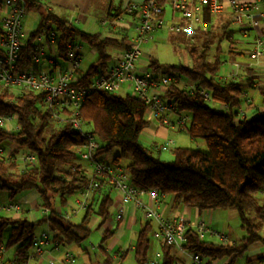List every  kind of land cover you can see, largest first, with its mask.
I'll use <instances>...</instances> for the list:
<instances>
[{"label": "trees", "instance_id": "obj_1", "mask_svg": "<svg viewBox=\"0 0 264 264\" xmlns=\"http://www.w3.org/2000/svg\"><path fill=\"white\" fill-rule=\"evenodd\" d=\"M41 5L39 0L27 7L38 10L40 17L37 27L20 48L18 67L30 64L36 37L50 28L55 33L60 57L68 44L81 43L97 53L96 60L85 70L78 68L75 72L73 86L86 87L109 67L111 56L107 46L111 40L98 32H86L50 11H43ZM112 9L107 12L109 20L126 14L120 6ZM203 21L210 22L207 8ZM230 32L226 26L217 28L212 24L206 29L196 27L190 33L180 32L178 35L189 44L187 53L191 65L159 63L152 57L148 60L151 70L180 74L194 86L184 88L171 82L163 96L189 118L179 131L191 139H202L206 152L197 147L175 146L171 149L173 158L162 160L157 145L144 146L140 141L141 133L149 125L146 104L129 93L90 91L79 108V117L99 140L96 155L117 147L119 153L114 163L124 157L130 159L126 173L132 185L144 190L156 189L160 194L173 196L181 205L198 210H235L245 231L239 243L202 240L189 228L184 231L182 244V249L189 254L209 260L228 258L232 262L243 256L251 244L264 242L259 235L264 227V87L259 89L263 110H254L239 118L238 109L246 98L245 90L253 83L252 69L243 70L242 82L220 76L224 57L238 55L232 49L226 53L223 49L222 42L230 39ZM172 38L174 43L175 37ZM199 89L210 93L211 103L225 104L227 110L211 107L210 101L198 94ZM4 116H13L17 128L9 131L0 125V144L13 142L17 148L9 156L0 152V192L6 191L8 198L13 200L25 191L35 190L37 207L48 213L36 221L26 216L0 215V245L13 250L18 264L26 262L31 255L35 227L44 222L55 232L54 238L59 243L80 245L90 235V217L97 215L100 226L110 215L113 186L106 176L91 174L83 164L77 163L80 160L76 148L84 138L69 121L51 117L42 104L41 93L0 88V117ZM19 149L23 154H32L35 163L21 164L16 157ZM91 179L97 180L98 186L93 189L81 221L72 224L55 211V205L64 207L67 199L83 191ZM150 226L149 222L143 224L134 244L133 256L138 264L146 261ZM7 229L8 234L5 233ZM109 233L102 234L103 245ZM103 245L100 244L101 249ZM170 248L167 244L162 246L161 264H172Z\"/></svg>", "mask_w": 264, "mask_h": 264}, {"label": "built area", "instance_id": "obj_2", "mask_svg": "<svg viewBox=\"0 0 264 264\" xmlns=\"http://www.w3.org/2000/svg\"><path fill=\"white\" fill-rule=\"evenodd\" d=\"M39 0H1L3 11L0 17V88L10 87L17 91H33L42 94V104L49 111L52 118L61 121L66 120L71 123L73 129L79 131L84 138V142L77 146L76 152L79 160L84 162L91 174L106 176L108 182L120 194L121 204L116 209L115 218L121 220L125 207L123 203H130L143 210L145 218H153L158 222L159 234L164 244L172 245L180 250L184 242V231L193 229L196 234L203 238L209 234L220 238L222 243H228V239L223 234L209 228L205 222L199 221L195 225L184 217L177 219H167L161 217L155 207L161 202L160 194L156 189L144 190L143 188L132 185L129 182L127 173L119 167L112 166L108 162L100 161L97 158L96 151L100 144L94 138V135L83 124L79 117V108L83 103L85 96L90 91H108L115 92L125 84L126 93L135 95L146 104V114L160 119L169 127L176 126L178 130L182 129L188 122V116L180 112L176 105L163 96L164 89L171 83L176 82L184 88H193L194 86L183 79L180 74L152 70V72H141L137 65L140 61L141 50L139 44L154 30L163 25L161 13L163 7L159 0H144L140 3H127L123 9L126 14L132 17V28L134 35L127 47L116 53L115 61L109 65L106 71L96 75L86 87L73 86L76 80L75 72L79 68L80 58L78 54L79 45L68 44L66 51L60 57L56 50L55 33L50 28L45 34H40L48 39L49 50L44 43L35 46V51L31 55L30 64L27 67H18L20 59V48L23 44L21 33L22 20L27 12L29 4ZM171 9L180 16V21L170 22L168 29L175 33H190L194 28L203 24L202 10L204 6H209L213 11L218 8L217 0H167ZM232 13V23L242 26L245 18L249 17L250 10L255 6L253 0H226ZM264 4V0H261ZM123 15L117 16L121 20ZM112 25V21H108ZM73 23V22H70ZM264 51V40L258 38L250 53V57L257 59ZM59 59L65 62V68L62 70ZM204 100L211 102V95L203 89L197 90ZM219 108L227 110L225 104H220ZM252 102L245 98L243 105L238 109V117L243 118L247 115V110L252 109ZM261 112L262 109H255ZM178 116L176 122L170 117ZM13 116L0 117V125L7 126L9 131L17 128V125L11 126L10 120ZM176 124V125H175ZM172 145L171 140H165L157 145V148L166 150ZM0 152H2L0 148ZM24 163L34 164L35 157L30 153L23 154ZM98 186V181L91 179L85 186L83 193H88ZM144 196H148L149 202L144 201ZM85 206L86 201L80 202ZM0 210L19 212L18 203H4L0 205ZM47 212V210H44ZM58 214L67 220L68 213L60 211ZM48 231L42 232L40 236L35 237L33 241V253L41 255L43 245L48 240ZM58 248V245H55ZM66 260H71L69 253L65 255ZM192 264H229L228 260L223 259L218 262L200 257L197 254H190ZM3 261V249L0 246V263ZM13 259L9 264H15ZM26 264V262H22ZM49 264H53L50 260Z\"/></svg>", "mask_w": 264, "mask_h": 264}, {"label": "crops", "instance_id": "obj_3", "mask_svg": "<svg viewBox=\"0 0 264 264\" xmlns=\"http://www.w3.org/2000/svg\"><path fill=\"white\" fill-rule=\"evenodd\" d=\"M41 1H42L41 10L50 11L54 15L62 19H66L69 22H73V24H75V22H82L84 25L88 24V26L89 25L92 26L90 22L91 19L93 22L96 23L100 22L103 26H105L103 33L99 31L96 32L101 33L103 37L111 40V43L107 47L110 50V52L108 53L111 56L109 65H112L115 61L116 53L124 50L127 47V45L131 42L132 36L134 35V30L132 29L131 26L133 21L130 15L124 14L121 20H116V19L110 20L112 21V25H111L108 22L109 19L107 18L108 17L107 12L111 7L113 8L112 11H114V8L116 7L120 6L122 9L127 3L130 2L140 3L144 0H41ZM159 2L163 7V11L160 15L163 22H164V11L166 8H170L169 22L180 21L179 14L171 9L170 4L167 0H161V1L159 0ZM217 2H219L218 4L219 6L217 9L213 11L210 9L209 6L203 7L202 10L203 24L199 27L206 29L209 28L211 24L212 26L214 27L216 26L217 28H223L226 26L227 29L231 30L230 32L231 34L229 36L230 38L229 40L222 42L223 49L225 50V53L230 49L238 53V55H234V56L227 55L226 57H224L219 74L221 77H225L227 79L237 78L235 80L242 82L243 79L245 78V75L242 74L241 72H243V70L246 71L247 68H251L252 74L250 75V77L253 79V83L251 87L246 88L245 97L249 98L252 101L253 108L248 109L247 114L253 112L256 108L263 110L262 104L255 102L254 98L256 95L257 97L260 98V102H261L259 89L264 87V51L262 55L257 59L250 57V53L255 45V41L258 38H262L264 40V4L262 3L261 0H253L255 6L250 10L249 17L245 18L243 21V25L240 26L235 23H232V13L230 7L227 4V1L217 0ZM205 8H207L210 15L209 23L203 21V12L205 11ZM2 14L3 11L0 10V17H2ZM123 29L126 30L123 31ZM33 31L34 30L28 31L26 34H24L22 33V28H21L23 42L26 40L28 35ZM129 31H132L131 37H129ZM96 32H89V33H96ZM125 34H126V38L123 39ZM178 34L179 33H175L169 30V40L171 43H173L172 37H175L174 43L179 41H184L183 37H181ZM149 35L144 39L143 42L148 41V37H151V35L150 36ZM178 36L179 38H176ZM39 43H44L48 45L45 40H41V38L39 39L38 37H36L35 46ZM77 45L80 46L78 50L80 62L82 60L83 51L85 50V48L89 50L88 52L90 53V56H92V54L96 55L94 61L96 60L97 53L93 48H90L87 45H83L81 43L80 44L78 43ZM46 48L47 50H49V45ZM140 50H141V57L137 65L139 71L152 72V70L148 66V60L151 57L156 59L159 63H162L159 61L155 53H153L152 51H145L143 49ZM239 52H243V53L241 54ZM60 66L62 70L66 67L65 65L62 64H60ZM79 68H81L80 63H79ZM239 72L241 74L238 78L237 75H239ZM121 88H124L126 90V85L123 84L119 88V90ZM146 116L149 120V125L144 129L143 132L150 134L148 138L150 139L149 146L159 145L160 143L165 141L164 139L168 140L167 139L168 135L164 131L167 130V128L166 129L163 128L164 127L163 125H165L163 121L151 117L148 114ZM2 126L5 127L7 130H9L7 126L4 125ZM171 128L174 127H170L168 129ZM171 130L174 131V129ZM171 142L173 144L174 141ZM9 143H10L9 148L6 153L4 152L3 149H1L2 153L7 156H9V154L17 148V144L13 142H9ZM22 156L19 159V162L21 164H23ZM116 156H110L109 152L108 153L106 152L97 155V158L100 161L108 162L114 165L115 167H119L116 163L113 162ZM77 163L81 165L83 164L84 167L87 168L84 162L78 161ZM92 196H93V190L89 191L87 194L83 193L82 191H79L67 199L66 208L61 207L57 204V206H55V211L57 213L59 211L61 213L67 212L68 213L67 221H69L72 224H78L81 221L84 215L85 208L88 205V203H90ZM111 196L113 202L111 206L110 215L100 226H98L99 218L97 215L93 214L90 217V221L88 224L91 230L90 235L88 239L80 243V245L59 243V241H57L54 238L55 232L49 229L48 223L47 222L41 223L42 227L39 228L38 231H35V237L40 236L42 232L48 231L49 234L48 240L43 245V250L41 255L34 254L33 253L34 248L32 247L31 255L26 260V264H49L50 260L53 262V264H138L133 256V248L138 232L142 228L145 222H149L151 226L148 234L149 243L146 252V261L144 262V264H161L162 246L164 245V243L159 234L157 220L153 218H145L142 209L127 202L123 203L125 207V213L122 219L119 221L116 220L115 218L116 209L118 205L121 204V197L114 187H113V191L111 192ZM83 199H85L86 201L85 206H81L80 204V202ZM143 199L146 203L149 202L148 196H144ZM37 202H38V194L35 190L25 191L17 195L15 199L13 200L9 199L8 201H3L2 203V204L18 203L20 205L19 212H13V211L8 212V211L0 210V215L2 214L10 215L13 218L26 216L30 221L39 220L42 217V215L47 214L48 211L45 212L44 210L46 209H41L37 207ZM155 209L160 214L161 217L167 219H177L178 217H184L192 225H195L199 221H203L209 228L217 231V228L213 226V217L215 216L216 210H198L196 208L186 207L176 202L173 196L167 194H164L161 197V202L158 204V206L155 207ZM240 227H241V222H240ZM107 231H109L110 233L108 237L105 239L103 245V243L101 242L102 234ZM219 233L226 236L227 239L229 240L228 242H232V243L240 242L236 240L237 237L222 232ZM244 236L245 235H242L241 238H243ZM262 238L264 239V235L262 236ZM201 239L206 241H213L212 239H218V242L222 243L219 237L212 236L209 234L204 235V237ZM87 241L90 242L87 243ZM100 244L103 245V249H101ZM260 244H264V242H257L251 244L243 256L235 259L232 262H230L228 258H226V260H228L229 264H264V253L262 251V248H260L259 246ZM55 245H58V248H55ZM170 246L171 248L169 250V255L170 257H172V264H192L189 253L185 252L184 250H180L175 246L172 245ZM2 249H3V261L0 264H9L10 261L15 259L13 255V250L5 249L3 246ZM66 253H69L72 256L71 260L65 259ZM214 261L218 262L219 259H216ZM15 264L18 263L16 262ZM19 264H22V262Z\"/></svg>", "mask_w": 264, "mask_h": 264}, {"label": "rangeland", "instance_id": "obj_4", "mask_svg": "<svg viewBox=\"0 0 264 264\" xmlns=\"http://www.w3.org/2000/svg\"><path fill=\"white\" fill-rule=\"evenodd\" d=\"M169 14H170V8H166L164 11V22H163L162 27L151 32V34H150L151 37H148V41L143 42V43L141 42L139 44V47H140V49H143L145 51H152L153 53H155L156 57L162 63H168V64H178L179 63V64H183V65H191V59L187 53V48H188L189 44L187 42H184V41L171 43L169 40V30L167 28L169 23H170L169 22V18H170ZM39 17H40V15H39L38 10L27 9L26 15L24 16V18L22 20V33L26 34L28 31L34 30L37 27ZM90 22H91L92 26H90V25L88 26V24L84 25L82 22H75V25H77L80 29L88 31V32L99 31V32L103 33L105 26H103L100 22L99 23L93 22L91 19H90ZM131 35H132V31H129V37H131ZM41 40H44L43 35L41 37ZM88 51L89 50L87 48H85V50L83 51V57H82V60L80 62V67L82 70H85L89 66V64H91V62L94 61V59L96 57L95 54H92V56H90V53ZM107 52H110L108 47H107ZM58 61H59V64L65 65V62L63 59H59ZM109 63H110V61H109ZM241 73L244 74L243 72H241ZM241 73L239 72V75H237L238 78H239ZM233 79H237V78H233ZM125 93H126V90L124 88H121L117 92V94H120V95H125ZM254 99H255L254 100L255 102L261 103L260 98L257 97L256 95H255ZM209 105L215 109L219 108L218 105L211 103V102ZM170 119L172 121L176 122L178 120V116L173 115ZM10 125L11 126L15 125V119L14 118H12L10 120ZM163 126H164L163 128H165V129L167 128V130H164L166 132V134L168 135L167 139L174 141V142L168 149L160 150L159 157L162 160H171L173 158L172 153H171V149H172V147H175V146H183V147H188V148L198 147L199 149H201V151L206 152V150H207L206 145L202 139H191L187 134L179 131L176 126H174V128H171V129H174V131L171 129H168V128H170L168 126H165V125H163ZM149 135L150 134L145 133V132H142L140 135V141L144 146H149V144H150V142H149L150 139H148ZM94 138L97 141H99L97 137L94 136ZM164 140H166V139H164ZM9 144L10 143L8 141L2 142L0 144L5 153L7 152L8 148H9ZM118 152H119L118 148L114 147L109 151V155L110 156H116V155H118ZM22 154H23V151L19 149L17 154H16L18 160L20 159ZM22 158H23V156H22ZM129 162H130V159L127 157H124V158L117 160L116 164L120 168H122L126 173V166L129 164ZM8 200H9L8 199V193L6 191H1L0 192V205H2L3 201H8ZM55 206H57V204ZM66 206H67V203L64 207L66 208ZM213 226H215L217 228V231H219V232L226 233L228 235H232L234 237H237V239H236L237 241H240L241 236L245 235V231L240 227L239 216H238L237 212L233 209L216 210L215 216L213 217ZM41 227H42V224L40 223L39 225H37L35 227V231H38L39 228H41ZM8 232L9 231L7 229L5 231V233L8 234ZM150 234H151V232H150ZM259 235H261V236L264 235V228L259 232ZM212 240L218 242V239H212ZM89 242L90 241H87V243H89ZM259 246H260V248H262V251L264 253V244H260Z\"/></svg>", "mask_w": 264, "mask_h": 264}]
</instances>
